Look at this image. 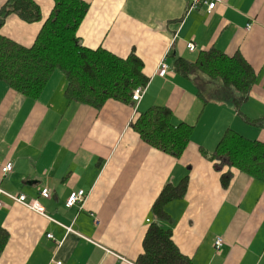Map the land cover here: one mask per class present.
<instances>
[{
  "label": "crops",
  "instance_id": "obj_1",
  "mask_svg": "<svg viewBox=\"0 0 264 264\" xmlns=\"http://www.w3.org/2000/svg\"><path fill=\"white\" fill-rule=\"evenodd\" d=\"M7 1L0 0V9ZM34 1L42 20L11 13L0 34L33 45L54 6V0ZM85 1L89 9L77 32L82 45L123 58L135 53L149 79L146 92L136 110L132 100L116 99L98 109L66 97L61 70L37 98L0 80V190L38 199L46 210L39 214L0 191V229L9 234L0 264H139L154 222L172 230L194 264H264V181L236 165L219 168L211 158L229 129L264 143V127L254 124L264 120V0H226L210 13L204 7L188 12L187 0ZM189 41L195 51L187 49ZM212 47L239 52L255 70L240 107L230 100L204 103L195 83L172 68L175 57ZM164 58L171 69L161 77L156 72ZM152 106L170 108L174 125L192 126L179 157L134 129ZM7 162L13 169L3 173ZM184 178L185 194L166 203L167 217L160 219L154 204L164 186ZM78 190L84 201L68 206ZM219 236L224 244L217 251Z\"/></svg>",
  "mask_w": 264,
  "mask_h": 264
},
{
  "label": "trees",
  "instance_id": "obj_2",
  "mask_svg": "<svg viewBox=\"0 0 264 264\" xmlns=\"http://www.w3.org/2000/svg\"><path fill=\"white\" fill-rule=\"evenodd\" d=\"M88 9L85 0H54L49 17L29 47L0 34V80L26 97L37 98L52 73L61 70L67 78L65 94L69 100L98 109L109 99L130 103L134 89L149 81L143 72L144 64L135 53L123 58L103 47L82 45L77 32ZM11 13L28 22L42 20L40 6L34 0H8L0 9V28ZM172 68L195 83L204 103L230 100L240 107L256 80L255 70L242 54L228 55L215 47L200 51L194 60L175 57ZM254 124L264 127V120ZM133 127L144 141L175 157L186 148L192 131L187 123L174 125L167 106L148 108ZM211 158L219 161V168L236 165L264 181V143L259 140L229 129ZM230 177L229 173L222 176L223 185ZM187 181L184 178L178 185L164 186L154 204L160 219L167 217L165 204L185 194ZM8 238V232L0 229V252ZM138 263L194 264L175 245L172 230L158 222L152 223L146 233Z\"/></svg>",
  "mask_w": 264,
  "mask_h": 264
},
{
  "label": "built area",
  "instance_id": "obj_3",
  "mask_svg": "<svg viewBox=\"0 0 264 264\" xmlns=\"http://www.w3.org/2000/svg\"><path fill=\"white\" fill-rule=\"evenodd\" d=\"M188 1V12L195 10L199 7H204L208 13L212 12L217 8L219 4H223L226 0H187ZM251 23L248 25V27H251ZM186 47L189 51H195L196 50V44L193 41H189L186 43ZM170 66L167 62V58H164L161 60L158 68H157V74L161 77H165L169 74ZM146 92V86H138L134 89L132 94V102L135 105V110L137 109V105L143 98L144 94ZM13 169V164L11 162H7L3 167L2 171L3 173L11 172ZM1 192L5 193L9 198L14 200L15 202H18L27 208H30L34 210L35 212L46 215V210L44 206L40 203L38 199H28L25 194H13L9 192H5L0 190ZM41 195L43 197H49L50 196V190L48 188H43L41 191ZM85 193L83 190L74 191L70 194L67 200L68 206H73L77 202H83L85 199ZM2 202L0 201V208L2 207ZM71 227H68V230H71ZM49 238H53V234L49 233L47 234ZM224 240L222 237H217L215 240V248L217 251H220L223 247ZM57 264H61V261H58Z\"/></svg>",
  "mask_w": 264,
  "mask_h": 264
},
{
  "label": "rangeland",
  "instance_id": "obj_4",
  "mask_svg": "<svg viewBox=\"0 0 264 264\" xmlns=\"http://www.w3.org/2000/svg\"><path fill=\"white\" fill-rule=\"evenodd\" d=\"M189 55L190 56H188V58H190L192 60H194L196 58V56H197L196 52L195 53H190ZM56 74H61V73H56Z\"/></svg>",
  "mask_w": 264,
  "mask_h": 264
},
{
  "label": "water",
  "instance_id": "obj_5",
  "mask_svg": "<svg viewBox=\"0 0 264 264\" xmlns=\"http://www.w3.org/2000/svg\"><path fill=\"white\" fill-rule=\"evenodd\" d=\"M29 183H31V182H29Z\"/></svg>",
  "mask_w": 264,
  "mask_h": 264
}]
</instances>
